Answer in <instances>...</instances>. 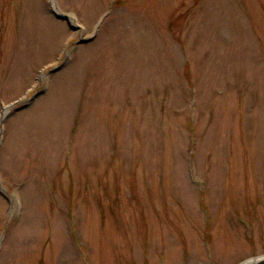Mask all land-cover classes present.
Masks as SVG:
<instances>
[{
	"label": "rangeland",
	"instance_id": "1",
	"mask_svg": "<svg viewBox=\"0 0 264 264\" xmlns=\"http://www.w3.org/2000/svg\"><path fill=\"white\" fill-rule=\"evenodd\" d=\"M261 255L264 0H0V264Z\"/></svg>",
	"mask_w": 264,
	"mask_h": 264
},
{
	"label": "water",
	"instance_id": "2",
	"mask_svg": "<svg viewBox=\"0 0 264 264\" xmlns=\"http://www.w3.org/2000/svg\"><path fill=\"white\" fill-rule=\"evenodd\" d=\"M54 13H55V15H56L58 18H60V19H64V20H67V21L70 20L69 17H67V16H65V15H63V14H61V13H59V12H58L57 10H55V9H54ZM70 21H71V20H70ZM70 21H69V24H70L71 29H73V30H78L79 27H78V26H74L73 24L70 23ZM92 39H93V38L82 39V40H79L78 43L89 42V41H91ZM58 69H59V67L56 68L54 71H56V70H58ZM240 264H264V255L249 258V259L243 261V262L240 263Z\"/></svg>",
	"mask_w": 264,
	"mask_h": 264
}]
</instances>
